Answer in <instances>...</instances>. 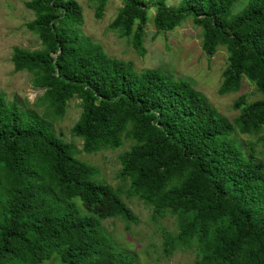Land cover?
Wrapping results in <instances>:
<instances>
[{
	"label": "trees",
	"instance_id": "trees-1",
	"mask_svg": "<svg viewBox=\"0 0 264 264\" xmlns=\"http://www.w3.org/2000/svg\"><path fill=\"white\" fill-rule=\"evenodd\" d=\"M85 1L100 18L108 0ZM120 1L108 29L130 37L136 52L143 51L150 7L155 32L190 17L205 57L218 46L227 53L218 94L236 92L246 79L261 98L235 101L238 114L229 122L187 81L106 55L79 31L74 0L23 3L33 16L24 26L39 48H12L13 71L30 74L54 117L79 100L70 134L83 153L130 142L118 176L129 196L151 205L153 219L174 218L176 232L162 233L165 257L193 248L196 264H264V165L231 139L233 129L256 136L264 128V0H247L235 14L238 0H179L174 8L165 0ZM258 141L264 152V135ZM74 154L43 117L0 92V264H42L53 254L58 264H137L114 250L101 224L136 217Z\"/></svg>",
	"mask_w": 264,
	"mask_h": 264
},
{
	"label": "rangeland",
	"instance_id": "rangeland-1",
	"mask_svg": "<svg viewBox=\"0 0 264 264\" xmlns=\"http://www.w3.org/2000/svg\"><path fill=\"white\" fill-rule=\"evenodd\" d=\"M26 0H0V92L5 100L14 102L19 110H32L43 117L50 130L63 142L73 145L75 158L94 166L98 170L95 180L112 187L122 202L136 217L134 223H126L120 218L102 221V227L115 251L133 259L137 264H196L193 248L178 249L165 257L161 251L162 233H175V220L169 213L153 219L151 205L137 196H129L128 182L122 180L119 156L130 142L122 140L118 149H106L91 154L81 151V141L70 134V128L78 118L79 100H68L63 114L54 117L47 105L41 101L43 89L33 88L30 74L15 72L10 62L14 47L27 50L39 48L35 35L25 28V23L33 16L23 7ZM81 8L83 23L79 31L93 43L99 45L109 57L130 62L135 71L158 68L187 81L192 88L201 93L216 112L229 122L237 116L233 107L235 101L242 99L249 103L261 98L255 86L243 79L236 92L220 95L217 92L221 72L226 66L227 53L218 46L212 56L205 57L201 51L200 29L194 26L190 17L171 31L155 32L152 25L154 7L147 11V21L142 39V53L136 52L130 37H120L108 29L109 23L121 7L120 0H108L100 18L94 16V4L85 0H74ZM179 0H165V5L174 8ZM247 0H238L231 8V14L237 13ZM264 135V128L256 136L242 135L233 129L231 139L241 149L245 157L259 161L264 165V152L260 149L258 138ZM78 204V202H77ZM79 205V204H78ZM55 254L42 264H58Z\"/></svg>",
	"mask_w": 264,
	"mask_h": 264
}]
</instances>
